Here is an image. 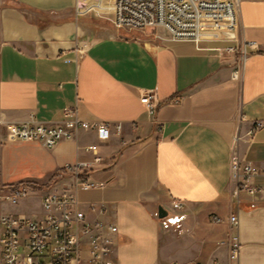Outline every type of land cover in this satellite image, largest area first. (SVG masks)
Here are the masks:
<instances>
[{
	"label": "crops",
	"instance_id": "obj_1",
	"mask_svg": "<svg viewBox=\"0 0 264 264\" xmlns=\"http://www.w3.org/2000/svg\"><path fill=\"white\" fill-rule=\"evenodd\" d=\"M78 3L0 0L3 184L48 190L62 169L87 164L89 181L104 186L77 196L89 220L117 226L115 264H264V192L234 197L231 178L234 147L264 168V0L242 1L229 39L199 42L174 40L163 28H119ZM245 43L256 48L248 44L234 79L239 52L223 49ZM149 90L160 103L155 122L141 102ZM67 107L123 130L105 140L83 131L52 149L16 139L17 124H56ZM23 206L11 213L26 216ZM160 207L184 216L181 229L162 226ZM231 216L242 244L236 262L229 260Z\"/></svg>",
	"mask_w": 264,
	"mask_h": 264
},
{
	"label": "built area",
	"instance_id": "obj_2",
	"mask_svg": "<svg viewBox=\"0 0 264 264\" xmlns=\"http://www.w3.org/2000/svg\"><path fill=\"white\" fill-rule=\"evenodd\" d=\"M243 0H78L86 12H95L110 19L117 27L127 30H153L163 28L174 40L194 41L223 39L234 35L239 27ZM254 49V43H248ZM248 44L240 47H226V53H240V65L233 73L238 79L241 67L247 59ZM219 52L222 50L218 49ZM181 97L169 102L180 104ZM141 102L146 106L153 122L159 108L155 90L145 91ZM261 126L257 124L255 129ZM121 123L105 121L90 122L79 117L77 107H67L63 120L56 124L26 121L16 125L14 134L21 142H32L52 149L62 141L74 140L80 132L95 131L103 140L110 134L121 133ZM235 137V142L237 141ZM88 151L97 155L98 147L91 145ZM95 162H101L96 157ZM87 164L78 163L61 170L57 178L44 192L36 190L31 182L3 184L0 178V264H115L113 248L118 228L104 222L91 221L81 208L77 192L97 186L89 181ZM231 178L235 186L234 197L241 192L255 196L264 192V168L241 158L238 149L231 155ZM63 179L71 184L59 185ZM39 188V187H38ZM30 193L40 195L41 213L35 216H21L4 210V203L17 206ZM178 209L183 207L177 204ZM183 215H167L160 218L165 229H181ZM220 222V219H216ZM229 260L239 259L242 244L237 233L238 216L229 218Z\"/></svg>",
	"mask_w": 264,
	"mask_h": 264
},
{
	"label": "rangeland",
	"instance_id": "obj_3",
	"mask_svg": "<svg viewBox=\"0 0 264 264\" xmlns=\"http://www.w3.org/2000/svg\"><path fill=\"white\" fill-rule=\"evenodd\" d=\"M93 13H95V12H93ZM109 21H111V20H109ZM230 37H231V35L225 34L222 38L229 39ZM239 56H240V53H239ZM1 181H2V183L6 182L5 178L3 176H1ZM41 186H40V188L35 187L36 190H39L40 192H44L45 190H47V189H44V185L42 187ZM22 200L24 201V206H23V212L24 213L23 214H25L26 216L31 217L32 215H34L33 212L38 211V214L41 212V209H39V204H40V195L39 194L30 193L27 197H25ZM3 205H4V210L9 211V212H14V210H15L14 206H8L5 203Z\"/></svg>",
	"mask_w": 264,
	"mask_h": 264
},
{
	"label": "water",
	"instance_id": "obj_4",
	"mask_svg": "<svg viewBox=\"0 0 264 264\" xmlns=\"http://www.w3.org/2000/svg\"><path fill=\"white\" fill-rule=\"evenodd\" d=\"M167 215V212L162 208V207H160L159 208V217L160 218H163V217H165Z\"/></svg>",
	"mask_w": 264,
	"mask_h": 264
},
{
	"label": "trees",
	"instance_id": "obj_5",
	"mask_svg": "<svg viewBox=\"0 0 264 264\" xmlns=\"http://www.w3.org/2000/svg\"><path fill=\"white\" fill-rule=\"evenodd\" d=\"M58 175L60 176L61 174H60V173H58V174H57V176H58ZM32 184H33V185H35V186H37V185H36V184H34V183H32Z\"/></svg>",
	"mask_w": 264,
	"mask_h": 264
}]
</instances>
